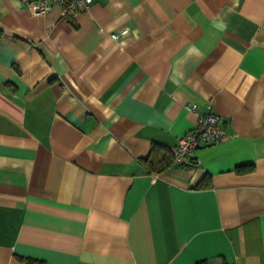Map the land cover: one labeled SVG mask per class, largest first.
<instances>
[{"label": "crops", "instance_id": "crops-1", "mask_svg": "<svg viewBox=\"0 0 264 264\" xmlns=\"http://www.w3.org/2000/svg\"><path fill=\"white\" fill-rule=\"evenodd\" d=\"M61 10L0 0V264H264V0ZM187 103L226 137L149 171Z\"/></svg>", "mask_w": 264, "mask_h": 264}, {"label": "built area", "instance_id": "built-area-1", "mask_svg": "<svg viewBox=\"0 0 264 264\" xmlns=\"http://www.w3.org/2000/svg\"><path fill=\"white\" fill-rule=\"evenodd\" d=\"M91 2L92 0H21L22 7L35 16H44L54 5H59L65 18L87 9ZM127 32L128 28H122L118 32H111V36L117 38ZM186 107L194 112L196 120L189 131L177 138L174 160L178 163L195 160V152L199 147L219 143L227 135L221 115L212 111L210 106L206 111H200L196 103H187Z\"/></svg>", "mask_w": 264, "mask_h": 264}, {"label": "trees", "instance_id": "trees-1", "mask_svg": "<svg viewBox=\"0 0 264 264\" xmlns=\"http://www.w3.org/2000/svg\"><path fill=\"white\" fill-rule=\"evenodd\" d=\"M144 163L147 166V169L154 173H159L172 165H174V150L165 147L160 144L153 143L150 147V150L145 158H143ZM208 176H205L197 185L198 186H207L208 185ZM26 264H43L42 260H36L31 258H26ZM194 264H228L225 259L221 256H215L212 258H203L196 261Z\"/></svg>", "mask_w": 264, "mask_h": 264}]
</instances>
